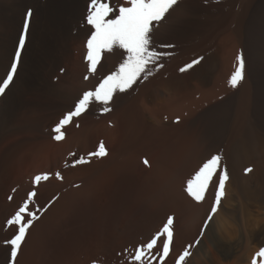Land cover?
<instances>
[{
  "label": "rangeland",
  "instance_id": "1",
  "mask_svg": "<svg viewBox=\"0 0 264 264\" xmlns=\"http://www.w3.org/2000/svg\"><path fill=\"white\" fill-rule=\"evenodd\" d=\"M259 2L260 0H178V6L156 28L153 38V46L168 53L160 60L163 67L154 71L148 79L138 82L127 93L117 94L110 105V112L103 113L101 105H91L85 114L73 118L65 126V138L56 141L52 138L55 126L66 113L74 109L83 92L93 90L103 76L115 70L119 61L118 55L105 53L97 72L92 74L88 71L86 60V41L91 33L72 44L74 53L66 66L68 71L58 73L53 80L54 86L59 87V90L60 84L61 87L65 84L64 92L69 94L63 93L64 98L54 95L46 102L31 106L30 111L19 119L22 124L27 122L30 125L26 133L27 143L14 146L12 150H5L6 144L1 146L0 246L7 252H10V247L5 241L13 237L15 228H6V221L14 215L30 192L37 193L30 204V210L37 212L39 219L34 221L28 231L27 235L30 237L26 236L21 248L22 252L25 249V254L19 252L16 263L20 261L17 264H128L125 250L131 253L136 246L147 242L163 229L169 217L173 218V242L165 264H176L178 256L186 248L191 254L186 257L184 264H252L256 253L264 248V204L261 208H248L245 202L237 198L231 178L238 173L243 175V179L246 177L248 182L244 179V183L252 186L255 182H251L249 178L254 167L264 164V157L260 156L258 159L259 154L264 155V127L259 126L253 114L254 89L252 82H249L251 78L248 68V23ZM124 3L125 0H119L117 8ZM259 43L258 49L262 47V53L264 39L261 38ZM162 44L174 47L159 48ZM238 55L244 60V74L238 86L232 88L229 81L238 66ZM194 60H199V63L181 72L185 65ZM4 76L1 82L6 79L7 73ZM85 76L89 79L85 80ZM64 79H67V83H64ZM62 92L60 91L61 94ZM225 98H230L228 103H224L228 104L231 112L225 135L217 144H212L206 135L203 110L209 104ZM82 132H85L83 137L78 136L79 140H76L77 135ZM85 134L89 136L84 137ZM245 139H248L247 142ZM68 140L73 141L68 143L69 146L66 143ZM83 142H87L84 146L87 150L82 149ZM236 143H239L240 148ZM101 144L107 155L101 158L90 156ZM248 147L251 150L256 147V151L260 153L254 155L256 152L253 151L254 156L240 165L242 163L238 160L241 156L237 155H241V150L246 149L250 153H247L248 156L252 155ZM9 153L13 156L12 161ZM45 153L47 158L52 159L51 164L48 165L47 158L41 160L43 164L47 162L48 167L38 162L36 164L39 165H35L37 168L34 167L36 170H32V173L27 167L28 158L40 157L42 154L45 157ZM212 156L220 157L221 169L230 175L224 188L227 192L224 191L216 213L208 221L215 200V185L209 188L201 202L191 198L185 191V186L198 168ZM81 157L86 162L73 166V161ZM145 160L148 161L147 165ZM233 169L239 171L235 172ZM246 169H251V173L246 172ZM45 173L49 175V179L34 185V178ZM56 173H60L63 179H57ZM216 182L218 183V179ZM68 203L71 205L68 206ZM58 221L60 224L56 223ZM37 238H41V242ZM189 245L192 247L189 248ZM9 252L6 264H11ZM257 264H260L259 258Z\"/></svg>",
  "mask_w": 264,
  "mask_h": 264
},
{
  "label": "bare ground",
  "instance_id": "2",
  "mask_svg": "<svg viewBox=\"0 0 264 264\" xmlns=\"http://www.w3.org/2000/svg\"><path fill=\"white\" fill-rule=\"evenodd\" d=\"M119 0H103V2H107L110 4V6L113 9H116L118 6ZM90 3V0H0V82L2 78H4L5 74L11 70V64L14 61L15 58V52L16 48L18 46V41L21 33L24 31L23 25L25 20L26 13L31 10L32 15L30 18V26L26 34V42L25 46L21 51V57L17 64V71L14 74L13 81L10 83L8 89H6V92L3 96H0V151L1 146L6 144L5 150H12V147L14 146H20L27 140L26 133L28 129L30 128L29 124L27 122H24L23 124L19 121L20 117L26 113H28L31 109V106L37 105V103H41L42 101H45L49 99L50 97L54 95H60L64 96L63 93L67 94L68 92H64V84L63 87H61L60 84V90L59 87L54 86V76L58 73L62 74L66 70L67 64L72 60V44L77 41L78 39H83L82 37L89 35L90 30L88 26L86 25L85 17L87 15L88 5ZM249 28V57H248V68L250 73V80L249 82H252L253 89H254V100L253 103H255V110H253V114L255 115V119L258 121L259 126L264 127V49L261 53V49L259 50L258 46L261 44L259 43L260 39H264V0H260V2L257 5V8L252 14V17L250 18V21L248 23ZM248 31V30H247ZM87 42V41H86ZM84 43V41H83ZM258 44V45H257ZM228 49V48H227ZM75 50V49H74ZM260 51V52H259ZM261 53V54H260ZM263 55V56H261ZM216 62V61H215ZM75 63V62H74ZM220 65V64H219ZM78 66V65H77ZM87 69V68H86ZM73 70V68H72ZM75 72V71H74ZM71 73V72H70ZM66 74V73H65ZM76 74V73H75ZM71 75V74H70ZM4 76V77H3ZM63 76V75H62ZM79 76V75H78ZM75 76V77H78ZM248 76V77H249ZM67 77L64 76V78ZM63 78V77H61ZM73 78V77H72ZM69 79V78H67ZM67 79H64V83L67 81ZM74 79V78H73ZM62 80V79H61ZM77 81V80H76ZM60 82V81H59ZM57 82V83H59ZM71 82V81H69ZM56 83V84H57ZM67 83V82H66ZM76 83V82H75ZM74 84V82H73ZM58 85V84H57ZM68 85V84H67ZM70 85V83H69ZM76 85V84H74ZM251 86V85H250ZM71 87V86H69ZM74 87V86H73ZM72 87V88H73ZM80 87V86H79ZM66 88V87H65ZM84 88V87H83ZM248 88H250L248 86ZM62 89V90H61ZM71 89V88H70ZM69 89V90H70ZM78 89V88H77ZM164 89V88H163ZM251 89V88H250ZM60 91H63L62 94ZM71 91V90H70ZM73 91V90H72ZM173 91V90H172ZM77 92V91H76ZM83 92V91H82ZM160 92V91H159ZM80 93V92H79ZM169 93V92H168ZM69 94V93H68ZM75 94V93H74ZM171 94V93H169ZM71 95V94H70ZM67 96V95H65ZM72 96V95H71ZM77 96V95H76ZM172 97V96H171ZM64 98V97H63ZM67 98V97H66ZM71 98V97H70ZM173 98V97H172ZM228 99L225 98L221 101H216L212 104H209L206 108L203 110V121L205 126L206 135L210 139V143L217 144L222 138H224L225 135V128L226 123L229 118L230 108L228 106ZM164 100V99H163ZM170 100V99H169ZM176 100V99H175ZM68 101V100H67ZM66 101V102H67ZM165 101V100H164ZM180 101V100H179ZM213 101V100H211ZM77 102V101H76ZM138 102V100H137ZM136 102V103H137ZM171 102V101H170ZM226 102V103H224ZM142 103V102H141ZM144 103V102H143ZM182 103V101L180 102ZM59 105V104H58ZM145 105V103H144ZM143 105V106H144ZM147 105V103H146ZM156 105V104H155ZM57 106V105H56ZM72 106V105H71ZM136 106V105H135ZM149 106V105H148ZM63 107V106H62ZM140 107V106H139ZM133 108V107H132ZM252 108V107H251ZM138 109V108H137ZM171 109V108H170ZM139 110V109H138ZM147 110V109H146ZM153 110V109H152ZM39 111V110H38ZM50 111V110H49ZM145 111V110H144ZM44 112V111H43ZM51 112V111H50ZM166 112V111H165ZM173 112V111H170ZM169 112V114H170ZM151 113V111H150ZM167 113V112H166ZM202 114V113H201ZM120 115V114H119ZM123 115V114H122ZM129 115V114H126ZM22 116V117H23ZM31 116V115H30ZM147 116V115H146ZM116 117V116H115ZM201 117V116H200ZM49 118V117H48ZM128 118V117H127ZM141 118H143L141 116ZM151 118V117H150ZM149 118V119H150ZM117 119V118H116ZM122 119V118H121ZM159 119V118H158ZM191 119V118H190ZM194 119V118H193ZM231 119V118H230ZM22 120V119H21ZM124 121L126 119H123ZM135 120V119H134ZM118 121V120H116ZM152 121V120H151ZM158 121V120H157ZM130 122V121H129ZM104 123V122H103ZM106 123V122H105ZM193 123V122H192ZM117 124V122H116ZM102 125V124H101ZM127 125V124H126ZM158 125V124H157ZM186 125V124H185ZM228 125V124H227ZM119 126V125H118ZM98 127V126H97ZM32 128V127H31ZM35 128V127H34ZM96 128V127H95ZM101 128V127H100ZM105 129V127H103ZM102 128V129H103ZM116 128V127H115ZM185 128V127H184ZM187 128V127H186ZM153 129V128H151ZM204 129V128H203ZM96 130V129H95ZM110 130V129H108ZM116 130V129H115ZM142 130V128H141ZM264 130V128H263ZM85 131H87L85 129ZM120 131V130H119ZM204 131V132H205ZM99 132V128H98ZM106 132V131H104ZM127 132V131H126ZM263 132V131H262ZM79 133V132H78ZM85 133V132H84ZM80 133L77 135V137H83L84 135ZM96 133V132H95ZM108 133V132H107ZM111 133V132H110ZM109 133V134H110ZM179 133V132H178ZM177 133V134H178ZM261 133V132H260ZM89 134V133H88ZM87 134V135H88ZM100 134V133H99ZM102 134V133H101ZM105 134V133H104ZM120 134V133H119ZM202 134V133H201ZM44 135V134H43ZM86 135V134H85ZM84 137H88V136ZM138 135V134H137ZM204 135V134H203ZM101 136V135H100ZM103 136V135H102ZM112 136V135H110ZM206 136V137H207ZM74 137V136H73ZM76 137H74L76 140ZM92 137V136H91ZM105 137V136H103ZM203 137V136H202ZM256 137V136H255ZM110 138V137H109ZM108 138V139H109ZM125 138V137H124ZM237 138V137H236ZM243 138V137H242ZM50 139V138H49ZM67 139V138H66ZM65 139V140H66ZM70 139V138H69ZM82 139V138H81ZM100 139V138H99ZM107 139V138H106ZM107 139V140H108ZM36 140V139H35ZM45 140V139H42ZM48 140V139H47ZM73 140V139H72ZM246 140V139H245ZM248 140V139H247ZM246 140V142H247ZM28 141V140H27ZM27 141L25 143H27ZM37 141V140H36ZM50 141V140H48ZM46 141V142H48ZM87 141V140H86ZM97 141V140H95ZM106 141V140H105ZM110 141V140H109ZM121 141V140H120ZM264 141V140H262ZM32 142V141H31ZM35 142V141H34ZM45 142V143H46ZM66 141V143L68 144ZM73 142V141H71ZM70 142V143H71ZM75 142V140H74ZM252 142V141H251ZM249 142V143H251ZM37 143V142H36ZM44 143V144H45ZM69 143V144H70ZM106 143V142H105ZM110 143V142H109ZM108 143V144H109ZM231 143V142H229ZM248 143V144H249ZM35 144V143H34ZM64 144V143H62ZM69 144L67 146H69ZM75 144V143H74ZM77 144V142H76ZM83 148L87 145V142H83ZM141 144V143H140ZM233 144V142L231 143ZM237 144V143H236ZM239 144V143H238ZM237 144V145H238ZM244 144V142H243ZM26 145V144H25ZM50 145V144H49ZM61 145V144H60ZM59 145V146H60ZM72 145V144H71ZM80 145V144H79ZM78 145V146H79ZM189 145V144H188ZM39 146V145H38ZM48 146V145H47ZM65 146V144L63 145ZM116 146V145H115ZM228 146V145H227ZM239 146V145H238ZM262 146V145H261ZM40 147V146H39ZM51 147V146H49ZM61 147V146H60ZM89 147V146H88ZM114 147V146H113ZM229 147V146H228ZM242 147V146H241ZM260 147V146H259ZM42 148V147H41ZM79 148V147H78ZM92 148V146H91ZM95 148V147H94ZM119 148V147H118ZM216 148V147H215ZM230 148V147H229ZM236 148V147H234ZM240 148V146H239ZM246 148V147H244ZM249 148V147H248ZM247 148V149H248ZM251 148V146H250ZM249 148V149H250ZM254 148V147H253ZM4 149V148H3ZM14 149V148H13ZM33 149V148H31ZM37 149V147H36ZM111 149V148H110ZM213 149V148H212ZM231 149V148H230ZM237 149V148H236ZM235 149V151H236ZM242 149V148H241ZM248 149V150H249ZM259 149V148H258ZM70 150V149H69ZM68 150V151H69ZM87 150V149H86ZM89 150V149H88ZM91 150V149H90ZM93 150V149H92ZM113 150V149H112ZM214 150V149H213ZM212 150V151H213ZM16 151V150H15ZM14 151V152H15ZM74 151V150H73ZM81 151V150H80ZM241 155H239L238 151L236 154L237 156H241V162L247 163L249 161V157L258 155L254 149H250V152L253 151L256 152L252 153V155H249L250 153L247 152V150L243 149L241 150ZM13 152V151H12ZM50 152V150H49ZM64 151H62L63 153ZM82 152V151H81ZM112 152V151H111ZM117 152V151H116ZM119 152V151H118ZM27 153V152H26ZM61 155V152H59ZM87 153V152H86ZM115 153V152H114ZM215 153V152H214ZM248 153V154H247ZM260 153V152H259ZM48 154V152H47ZM56 154V152H55ZM12 161V155L9 153ZM16 154H14L15 156ZM28 155V154H27ZM39 157L30 156L28 158L27 167L30 171H35L34 167L38 166L41 163V160H46V153ZM54 155V154H53ZM58 155V154H56ZM63 155V154H62ZM61 155V156H62ZM119 155V154H118ZM189 155V154H188ZM187 155V156H188ZM59 156V155H58ZM121 156V155H120ZM260 156L264 157L263 154L258 155V159H260ZM44 157V158H43ZM52 157L53 156H49ZM111 157V156H110ZM114 157V155H113ZM231 157V156H230ZM236 157V156H235ZM254 157V158H256ZM261 157V158H262ZM9 158V157H8ZM116 158V157H115ZM253 158V159H254ZM26 159V157H25ZM37 159V160H36ZM39 159V160H38ZM48 159V165L51 164L50 160ZM112 159V157H111ZM128 159V158H127ZM263 159V158H262ZM54 160V159H53ZM57 160V159H56ZM114 160V159H112ZM231 160V159H230ZM14 161V160H13ZM95 161V159H94ZM111 161V160H110ZM235 160H233L234 162ZM26 162V161H25ZM40 162L39 164H36ZM47 162H45L46 166ZM54 162V161H53ZM58 162V161H57ZM100 162V161H99ZM232 162V161H231ZM232 162V163H233ZM236 162V161H235ZM14 163V162H13ZM94 163V162H93ZM230 163V162H229ZM12 164V163H11ZM43 164L42 166H44ZM56 164V162H55ZM104 164V163H103ZM36 165V166H35ZM92 165V164H91ZM90 165V166H91ZM100 165V164H99ZM112 165V164H111ZM235 165V164H234ZM233 165V166H234ZM57 166V165H56ZM236 166V165H235ZM26 167V169H27ZM45 167V166H44ZM87 167V166H86ZM85 167V168H86ZM96 167V166H95ZM246 167V166H245ZM37 168V167H36ZM55 168V167H53ZM84 168V169H85ZM235 168V167H234ZM240 168V167H239ZM253 173L249 179L254 180V186H249L247 182L244 183L243 175L237 173V175H234L232 183L235 185V193L237 194V198L239 200H242L245 202V205L248 206H254L257 208H261L264 204V164L258 166L257 168L254 167ZM4 169V168H3ZM8 169V167H7ZM77 169V168H76ZM88 169V168H87ZM229 170V169H228ZM239 171V169H237ZM235 172H238V171ZM28 171V170H27ZM32 171V173H33ZM51 171V170H50ZM77 171V170H75ZM85 171V170H84ZM106 171V170H105ZM230 171V170H229ZM19 172V171H18ZM48 172V171H46ZM81 172V171H80ZM31 173V172H30ZM29 173V175H30ZM38 173V172H37ZM77 173V172H76ZM240 173V172H239ZM251 173V172H250ZM250 173L248 174V177L250 176ZM67 174V173H66ZM21 175V173H20ZM26 175V173H25ZM28 175V173H27ZM79 175V172H78ZM87 173L85 172V176ZM230 175V173H228ZM31 176V175H30ZM33 176V175H32ZM80 176V175H79ZM84 176V177H85ZM90 175H88L89 177ZM85 179V178H84ZM99 181V180H98ZM227 183V182H226ZM231 183V182H230ZM229 184V181H228ZM232 184V185H233ZM44 185V184H43ZM91 185V184H90ZM227 185V184H226ZM230 185V184H229ZM46 187V186H45ZM44 187V188H45ZM87 187V186H86ZM229 187V186H228ZM233 187V186H232ZM47 188V187H46ZM49 188V187H48ZM90 188V187H89ZM234 188V187H233ZM215 189V188H214ZM230 189V188H227ZM45 190V189H44ZM44 190H42L44 192ZM107 190V189H106ZM210 190V189H209ZM226 189H224L225 191ZM231 190V189H230ZM228 190V191H230ZM85 191V190H84ZM87 191V190H86ZM213 191V189H212ZM215 191V190H214ZM232 191V190H231ZM230 191V192H231ZM76 192V191H75ZM227 192V191H225ZM224 192V193H225ZM74 193V192H73ZM88 193V191H87ZM228 193H226L227 196ZM67 195V194H66ZM69 195V194H68ZM79 195V194H78ZM72 196V195H71ZM81 196V195H80ZM131 196V195H130ZM214 196V194H213ZM24 198V197H23ZM62 198V196H61ZM71 197H69L70 199ZM65 199V198H64ZM68 200V197H66ZM65 199V201H67ZM80 199V198H79ZM130 199V197H129ZM133 199V197H132ZM214 199V198H213ZM224 199V198H223ZM228 200L230 198H227ZM226 199V200H227ZM23 200V199H22ZM114 200V199H113ZM227 200V201H228ZM238 200V201H239ZM21 201V200H20ZM74 201V199H73ZM79 201V200H78ZM135 201V200H134ZM223 201V200H222ZM71 202V201H70ZM87 202V201H86ZM128 202V201H127ZM126 202V203H127ZM130 202V201H129ZM133 202V201H132ZM230 202V201H229ZM240 202V201H239ZM211 203V202H210ZM224 203V202H223ZM227 203V202H225ZM237 203V202H236ZM62 204V203H61ZM70 203H68L69 206ZM82 204V203H81ZM242 204V202H241ZM56 205V204H55ZM54 205V206H55ZM71 205V204H70ZM123 205V204H122ZM134 205V204H133ZM15 206V205H14ZM35 206V205H34ZM53 206V207H54ZM126 206V205H125ZM52 207V208H53ZM246 207V208H247ZM264 207V206H263ZM51 208V209H52ZM249 208V207H248ZM127 209V207H126ZM56 210V209H55ZM74 210V209H73ZM125 210V209H124ZM65 212V211H64ZM220 212V211H219ZM57 213V212H56ZM63 213V212H62ZM47 214V213H46ZM68 214V213H67ZM221 214V213H220ZM48 215V214H47ZM51 215V214H49ZM12 216V215H11ZM45 216V214L43 215ZM42 216V217H43ZM55 216V215H53ZM68 216V215H67ZM73 216V215H72ZM10 217V216H9ZM61 217V216H60ZM186 218V217H185ZM222 218V217H221ZM82 219V218H81ZM132 219V218H131ZM58 220V219H57ZM56 220V221H57ZM60 220V219H59ZM179 220V219H178ZM184 220V219H183ZM47 222V219L45 220ZM55 221V220H54ZM68 221V218H67ZM126 221V220H125ZM39 222V220H38ZM45 222V223H46ZM60 221L56 222L59 223ZM73 222V221H71ZM184 222V221H183ZM249 222V221H248ZM55 223V222H54ZM53 223V224H54ZM63 223V222H62ZM129 223V222H128ZM213 223V222H212ZM36 224V223H35ZM38 224V223H37ZM36 224V225H37ZM60 224V223H59ZM58 224V225H59ZM64 224V223H63ZM135 224V223H134ZM187 224V223H186ZM34 225V224H33ZM45 226V224H44ZM70 226V225H69ZM76 226V225H75ZM125 226V225H124ZM130 226V225H129ZM174 226V225H173ZM172 226V227H173ZM52 228V226H51ZM54 228V227H53ZM57 228V227H55ZM129 228V227H128ZM133 228V227H132ZM153 228V227H152ZM70 229V228H69ZM67 229V230H69ZM257 229V228H256ZM45 231V229H43ZM121 230V229H120ZM43 231V232H44ZM247 231V230H246ZM39 232V231H35ZM63 232V231H62ZM65 232V231H64ZM40 233V232H39ZM32 234V232H31ZM30 234V235H31ZM66 234V233H65ZM64 234V235H65ZM29 235V234H28ZM27 235V236H28ZM51 235V234H50ZM69 235V234H68ZM71 235V234H70ZM149 235V234H148ZM47 236V235H46ZM45 236V237H46ZM67 236V235H66ZM65 236V237H66ZM30 237V236H28ZM44 237V238H45ZM49 237V236H48ZM191 237V236H190ZM222 237V236H221ZM36 238V237H35ZM33 238V240L35 239ZM43 238V237H42ZM43 238V239H44ZM40 240L41 238H37L36 240ZM42 239V242H43ZM61 240V239H60ZM132 240V239H131ZM184 240V239H183ZM72 241V240H71ZM208 241V240H207ZM3 242V241H2ZM41 242V240H40ZM35 243V242H34ZM38 243V242H36ZM133 243V242H132ZM61 244V243H60ZM202 244V243H201ZM2 245V244H0ZM29 245V244H28ZM25 246V245H24ZM27 246V245H26ZM38 246V245H36ZM32 247V246H31ZM39 247V246H38ZM100 247V246H99ZM30 248V247H29ZM28 248V249H29ZM37 248V247H36ZM41 248V247H40ZM61 248V247H60ZM97 248V247H96ZM9 249V248H8ZM27 249V250H28ZM31 249V248H30ZM53 249V248H52ZM32 250V249H31ZM109 250V249H108ZM34 251V250H33ZM59 251V250H58ZM92 251V250H91ZM9 252V251H8ZM8 252L4 247L0 246V264H6L7 258H8ZM22 252V251H20ZM25 252V249H24ZM22 252V253H24ZM10 253V252H9ZM21 253V254H22ZM31 253V252H30ZM40 253V252H39ZM94 253V252H93ZM25 254V253H24ZM27 254V253H26ZM35 254V253H34ZM57 254V253H56ZM81 254V253H80ZM103 254V253H101ZM26 256V255H24ZM28 256V255H27ZM33 256V255H32ZM65 256V255H64ZM90 256V255H89ZM99 256V255H98ZM103 256V255H100ZM30 257V255H29ZM21 259V258H20ZM25 259V258H24ZM46 259V258H45ZM23 260V258H22ZM21 260V262H22ZM98 260V258H97ZM96 260V262H97ZM18 261V260H17ZM20 261V260H19ZM18 261V262H19ZM79 261V260H78ZM117 261V260H115ZM17 262V263H18ZM16 263V264H17ZM46 263V262H45ZM22 264V263H21ZM26 264V263H25ZM125 264V263H123Z\"/></svg>",
  "mask_w": 264,
  "mask_h": 264
},
{
  "label": "snow or ice",
  "instance_id": "3",
  "mask_svg": "<svg viewBox=\"0 0 264 264\" xmlns=\"http://www.w3.org/2000/svg\"><path fill=\"white\" fill-rule=\"evenodd\" d=\"M176 6H178V0H125L123 5L113 9L109 3L103 2V0H90L84 21L91 33L86 42L88 71L92 74L97 72L98 65L104 58L105 53L118 55L119 61L115 70L103 76L93 90L83 92L74 109L66 113L63 119L59 121L52 130L54 140H63L65 138L63 131L65 126L69 125L73 118L85 114L91 105H101L103 113L110 112L112 110L110 105L117 94L127 93L138 82L148 79L154 71H158L163 67L160 60L168 53L157 50L153 46V38L156 28L167 19ZM31 15V10L25 15L24 31L19 37L11 70L8 72L6 79L0 82V96L5 94L17 71L21 51L26 42ZM171 47H174V45H159V48ZM236 59L238 66L229 81L232 88L238 86L244 74L242 56L238 55ZM197 63H199V60H194L192 63L185 65L181 72L191 69ZM84 79L87 80L89 77L85 76ZM70 155H74V153H70ZM89 155L101 158L106 156L107 153L105 147L101 144L95 152ZM85 162L86 160L81 157L73 161V166ZM144 163L147 165L148 161L145 160ZM246 172H251V169H246ZM56 177L57 179H63L60 173H56ZM48 179L49 175L45 173L36 176L33 183L37 185L41 180ZM217 179L218 183L216 182ZM227 180L228 173L226 170L221 169L220 157L212 156L198 168L186 183L185 191L197 202L203 201L206 192L211 186L215 185V200L208 221H211L220 205ZM36 195L35 191L30 192L14 215L6 221V228H15L13 237L5 241V244L10 247L11 264H16V259L29 229L33 226L34 221L39 219L37 212L30 210V204ZM208 221L205 222V226H207ZM172 225L173 218L169 217L163 229L147 242L136 246L131 253L125 250L128 256V264H165L166 258L170 255L173 242ZM161 242L162 247H160ZM196 243H199V241ZM190 247L192 245H189ZM190 254L186 248L178 256L176 264H184L186 257ZM257 258H259L260 264H264V248L256 253V256L252 259V264H257Z\"/></svg>",
  "mask_w": 264,
  "mask_h": 264
}]
</instances>
